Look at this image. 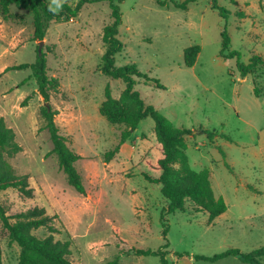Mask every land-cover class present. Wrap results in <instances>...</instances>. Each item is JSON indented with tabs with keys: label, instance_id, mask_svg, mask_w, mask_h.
Returning a JSON list of instances; mask_svg holds the SVG:
<instances>
[{
	"label": "rangeland",
	"instance_id": "1",
	"mask_svg": "<svg viewBox=\"0 0 264 264\" xmlns=\"http://www.w3.org/2000/svg\"><path fill=\"white\" fill-rule=\"evenodd\" d=\"M46 1L56 12L63 2L72 7L78 2ZM112 1L120 8L118 39L123 45L115 65H136L147 76L135 78L134 89L143 101L175 129L191 131L185 137L190 167L209 171L214 195L224 200L227 211L211 223L189 201L183 212H165L168 201L161 186L143 177L159 175L155 163L160 152L150 118L131 133L112 162L104 163V154L124 130L99 114L106 87L113 98L125 87L101 73L103 30L111 22L109 1L85 5L69 21L47 22L42 41L33 38L30 12L11 6L7 16L0 13V118L21 147L9 162L17 174L29 177L34 191L30 199L14 189L2 191L0 204L10 217L45 208L53 217L54 238L70 241L73 264H109L116 258L117 264H160L158 257L137 250H162L167 264H243L235 257L214 263L195 257L228 249L249 253L264 246V72L257 79L261 93L256 97L253 76H240L236 58L219 57L225 30L230 50L240 53L242 63L254 55L264 59V0H216L227 11L226 18L212 8L213 0H196L186 10L169 3L161 7L154 0ZM40 42L54 122L82 157L74 168L84 194L67 184L52 153L40 114L47 103L31 70L12 69L35 63ZM196 45L200 53L188 68L184 50ZM208 133L214 136L208 138ZM35 234L48 232L39 229ZM0 252L2 264H18V246L9 243L1 217Z\"/></svg>",
	"mask_w": 264,
	"mask_h": 264
},
{
	"label": "trees",
	"instance_id": "2",
	"mask_svg": "<svg viewBox=\"0 0 264 264\" xmlns=\"http://www.w3.org/2000/svg\"><path fill=\"white\" fill-rule=\"evenodd\" d=\"M109 1L111 22L104 27L103 43L105 52L101 58V73L114 80H120L124 84V89L118 98L111 96L110 89H105V100L99 108V114L112 125H122L124 130L120 133L117 145L104 154V163L112 162L114 157L120 152L121 146L130 137L131 133L137 130L139 124L150 118L154 122V134L159 149V157L155 163V170L159 175L155 178L143 174L144 180L149 184L160 185L161 195L168 201L167 214L176 211H185V203L191 202L195 212H203L208 216L211 223L215 218L227 211V205L222 198H216L210 183V174L207 169L195 171L190 167L186 154L185 137L191 131L185 129H175L169 119L162 115L154 106L147 105L141 98L139 92L134 89L135 78H147L136 67L127 65L117 67L115 56L123 49V45L118 39V30L121 25V12L118 4L112 0H78L75 6L68 2L61 4L58 12L54 11L52 5L46 0H0V13L2 16L9 14L11 6L19 10H25L32 14L33 38L42 41L45 36L46 23L52 20L69 21L75 18L79 10L92 3ZM120 3L122 0H116ZM159 6L166 7L172 4L173 7L186 10L190 3L196 0H185L182 3L176 0H154ZM217 1H212V8L218 9L221 17L226 18L228 13L222 8H218ZM222 42L219 57L224 59H237L236 69L242 78L253 76L254 95L260 97L257 79L264 72V59L259 55L251 57L248 64L240 61V53L230 50V37L224 30L221 33ZM200 53L199 46H192L184 50V65L188 68L194 66ZM46 60L42 53L37 54V59L33 64H23L12 67L13 70L30 69L32 78L37 82L38 92L46 105L40 109L41 117L44 120V127L47 129L52 143V153L55 154L59 169L66 177L67 184L77 193L84 194L85 188L80 174L74 168V164L82 158L68 146L66 139L59 133V129L54 122L56 113L49 104L48 78L46 75ZM158 86L157 79H151ZM208 138L214 135L208 133ZM21 152L20 145L16 142V136L12 128H9L3 118H0V192L8 189L17 190L18 193L27 199L33 197V189L29 184L27 175L16 173L9 160ZM0 217L3 227L8 232L9 243L16 244L19 249L18 264H73L71 257L70 241H60L54 238L57 232L52 225L53 217L49 216L43 207H33L20 212L12 217L7 216L0 204ZM163 217H161L162 220ZM45 229L48 234L40 237L35 231ZM167 233L164 226L163 236ZM167 245L164 246L166 248ZM137 254L143 256L158 257L160 264H167L165 253L162 250H137ZM229 257H235L243 264H264V246L249 253H242L237 249H228L222 253L211 257L196 256L195 260H204L214 263ZM118 259H114L109 264H117ZM0 264L1 252H0Z\"/></svg>",
	"mask_w": 264,
	"mask_h": 264
},
{
	"label": "water",
	"instance_id": "3",
	"mask_svg": "<svg viewBox=\"0 0 264 264\" xmlns=\"http://www.w3.org/2000/svg\"><path fill=\"white\" fill-rule=\"evenodd\" d=\"M42 44H43V42H40V46H39V50H38L39 54L41 53V45Z\"/></svg>",
	"mask_w": 264,
	"mask_h": 264
}]
</instances>
